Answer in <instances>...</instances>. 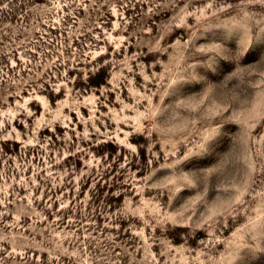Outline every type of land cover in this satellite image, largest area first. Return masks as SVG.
<instances>
[{"label": "rangeland", "instance_id": "obj_1", "mask_svg": "<svg viewBox=\"0 0 264 264\" xmlns=\"http://www.w3.org/2000/svg\"><path fill=\"white\" fill-rule=\"evenodd\" d=\"M0 264H264V0H0Z\"/></svg>", "mask_w": 264, "mask_h": 264}]
</instances>
